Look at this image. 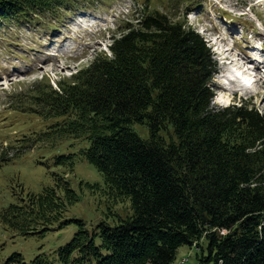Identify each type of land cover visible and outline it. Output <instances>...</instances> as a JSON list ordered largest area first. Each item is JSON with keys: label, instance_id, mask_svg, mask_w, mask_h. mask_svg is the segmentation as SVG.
<instances>
[{"label": "trees", "instance_id": "16d2710c", "mask_svg": "<svg viewBox=\"0 0 264 264\" xmlns=\"http://www.w3.org/2000/svg\"><path fill=\"white\" fill-rule=\"evenodd\" d=\"M80 2L0 0V24H35ZM135 22L109 56L27 98L42 131L23 147L63 146L52 160L64 173L38 194L20 187L0 225L11 239L77 230L57 251L31 261L15 253L4 264H175L184 246L198 250V264H264V114L245 102L213 104L217 65L196 29L148 6ZM77 157L103 177L81 183L107 204L91 223L66 219L79 201L70 183Z\"/></svg>", "mask_w": 264, "mask_h": 264}, {"label": "rangeland", "instance_id": "374dc122", "mask_svg": "<svg viewBox=\"0 0 264 264\" xmlns=\"http://www.w3.org/2000/svg\"><path fill=\"white\" fill-rule=\"evenodd\" d=\"M254 1L81 0L72 11H61L57 17L35 24H0V213L18 202L21 188L25 195L38 194L58 183L52 173H64L52 160L54 154L66 153L63 146L52 154H40V145L23 147L22 141L29 134L36 137L42 131L41 120L28 112L29 95L42 83L57 89L58 82L90 66L97 55L109 56L112 39L127 23H136L143 7L166 15L172 22H186L204 39L217 65L218 74L211 84L215 106L245 102L264 114V6L252 8ZM221 57L228 61L223 63ZM245 62L249 67L258 66L256 71L246 73L247 77L252 74L259 78L253 88L240 82L235 73L236 64L239 67ZM135 129L141 138L148 137L145 129ZM45 145L41 143V147ZM82 182L101 184L103 177L77 157L70 183L79 201L68 208L66 219L95 222L107 212V204L100 192H92ZM76 230L77 226L71 224L44 237L11 239L0 225V264L15 253L31 261L41 253L57 251ZM199 254L196 248L184 246L175 264L183 260H187L185 264H198Z\"/></svg>", "mask_w": 264, "mask_h": 264}, {"label": "bare ground", "instance_id": "6f19581e", "mask_svg": "<svg viewBox=\"0 0 264 264\" xmlns=\"http://www.w3.org/2000/svg\"><path fill=\"white\" fill-rule=\"evenodd\" d=\"M244 64H246V62L245 63H242L239 67L236 64V66H235L236 76H237V78L239 79L240 82H243L244 84H246V85L250 86L251 88H253L255 86L254 84L258 81L259 78L258 79H255V77H247V74L246 73H251V72L256 71L258 69V66H254V67L250 66L249 67V64H246V65H244ZM245 68L246 69L247 68H250V69H247L246 70ZM242 71H244V72H242Z\"/></svg>", "mask_w": 264, "mask_h": 264}]
</instances>
